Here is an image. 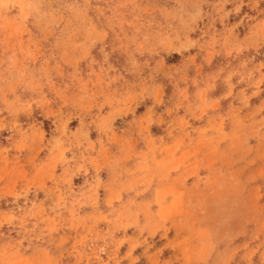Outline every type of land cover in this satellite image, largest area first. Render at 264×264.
Returning a JSON list of instances; mask_svg holds the SVG:
<instances>
[{
  "label": "rangeland",
  "instance_id": "374dc122",
  "mask_svg": "<svg viewBox=\"0 0 264 264\" xmlns=\"http://www.w3.org/2000/svg\"><path fill=\"white\" fill-rule=\"evenodd\" d=\"M0 264H264V0H0Z\"/></svg>",
  "mask_w": 264,
  "mask_h": 264
}]
</instances>
